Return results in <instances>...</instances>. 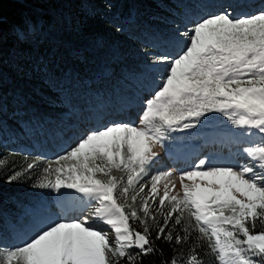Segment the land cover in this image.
<instances>
[{
	"label": "snow or ice",
	"instance_id": "obj_1",
	"mask_svg": "<svg viewBox=\"0 0 264 264\" xmlns=\"http://www.w3.org/2000/svg\"><path fill=\"white\" fill-rule=\"evenodd\" d=\"M229 8L178 32L184 47L176 56L153 59L168 67L139 125L113 122L90 130L43 169L40 188L56 193L74 189L95 201L94 217L110 227L114 238L96 228L91 217L48 223L37 209L34 236L9 250L3 264H152L151 257L163 256L158 242L180 246L189 240L185 214L189 223L195 222L198 239L207 240L224 264H264V230L255 227L258 221L264 224V142L243 148L251 163L238 169L205 167L201 161L182 172V195L173 194L174 184H164L161 191L162 180L172 170L150 174L158 156L154 149L166 134L181 125L192 127L191 121L207 112L223 113L238 128L264 134V10L236 15ZM35 32L30 27L18 39L38 43L43 37ZM55 58L54 52L43 58L17 53L11 71L21 80L46 78L70 95L71 77L56 67ZM6 64L0 49V113L5 108ZM64 80L68 82L62 86ZM38 160L27 163L24 172L36 168ZM67 161L73 163H62ZM113 169L125 172L126 180L113 175ZM20 176L13 172L7 182ZM145 177H150L147 182ZM164 264L179 262L173 257ZM187 264L201 261L193 254Z\"/></svg>",
	"mask_w": 264,
	"mask_h": 264
},
{
	"label": "trees",
	"instance_id": "obj_2",
	"mask_svg": "<svg viewBox=\"0 0 264 264\" xmlns=\"http://www.w3.org/2000/svg\"><path fill=\"white\" fill-rule=\"evenodd\" d=\"M57 1H63L67 6L79 11L80 16L70 23L60 14L37 11L32 4H43L46 2L43 0H0V49L8 60L5 67V108L0 113V159L4 161L0 165V264H3L9 250L23 246L34 236L37 231L36 210L40 209L45 214L43 218L49 223L55 213L47 209V203L57 200L62 192L74 190L62 189L60 193H56L52 189L38 186L46 175L43 169L60 155L70 151L80 139L66 143L57 131L67 132L68 126L78 124L81 121L78 110L81 108L82 114H88L91 101L103 104L105 99L118 96L117 92L121 91L130 102L137 103L141 90L151 88L154 92L158 91L162 85L161 77L168 65L167 62L156 64L152 61L163 55L174 57L184 47V38L180 37L178 32L186 31L194 22L199 21H192L189 9L196 10L200 19L215 14L207 13V0ZM261 10L264 8L255 9L246 15L256 14ZM38 25L62 29L80 45L89 38H94L100 40L105 47H119L127 53L128 59L135 63L136 67L124 62L116 63L112 70L114 76L107 81H96L94 77L99 63L94 62L86 51L80 55L72 54L73 48L49 41L38 34V38L43 37L38 43L20 42L18 37L21 33ZM49 52L56 53V67L66 77H71L70 95L67 92L62 93L61 88L46 78L21 80L11 71L12 57L15 54L43 58ZM67 82L62 81V86ZM21 93L27 102L21 101L17 96ZM76 93L79 94L78 98ZM80 95L83 96V103ZM115 102L117 107L123 105ZM44 116L57 120V125L52 128ZM215 121L219 122V127L215 129L218 133L224 128L236 126L223 113L207 112L199 121H191L192 127L184 129L181 125L177 130H182L187 140L193 137V140L200 142L203 133L211 130V122ZM108 124L105 122V125ZM39 130L43 133L42 138L48 139L49 133L55 132L58 146L41 145ZM252 141L254 145L260 144L264 142V137L258 135ZM156 148L159 149L158 145ZM35 158H39L38 166L24 172L27 163ZM62 163L70 165L73 162ZM162 170L159 165L150 166V174ZM16 171L21 172V176L17 181L8 183L7 177ZM113 175L124 177L126 180L125 172L113 169ZM149 178L145 177V182ZM185 215L184 226L188 227L189 240L180 246L158 242L163 256L151 257L152 264H164V261L170 262L173 257L179 264H187L193 254L197 255L201 264H224V261L211 252L207 240L198 239L195 222L189 223L187 214ZM134 226L138 225L134 223ZM255 227L256 231L264 230V224L259 221ZM174 247L177 251H173Z\"/></svg>",
	"mask_w": 264,
	"mask_h": 264
},
{
	"label": "rangeland",
	"instance_id": "obj_3",
	"mask_svg": "<svg viewBox=\"0 0 264 264\" xmlns=\"http://www.w3.org/2000/svg\"><path fill=\"white\" fill-rule=\"evenodd\" d=\"M46 1L43 4H32L37 11L47 12L51 14H60L71 23L73 19L80 16L79 11L73 9L63 1L57 0H43ZM252 2V4L250 3ZM263 4V5H262ZM230 6V8H229ZM264 6V0H207V13H218L224 8H229V11L235 10L236 15L248 14L253 12L256 8H262ZM192 14V21L200 20V17L196 10L189 9ZM36 32L34 35H41L48 39L49 41H55L60 45L68 46L73 48L72 54L80 55L86 51L94 59V62L98 61L99 65L97 68L96 75L94 79L96 81H107L109 78L114 76L112 70L116 63L134 66L135 63L128 59L127 53L121 50L119 47H105L100 40L89 38L85 43L80 45L72 38L69 33L58 28H48L38 25L35 27ZM118 96L114 95L103 104H98L94 101L90 102L89 113L82 114L81 108L78 110V114L81 116L82 126L70 125L67 127V132L57 131L58 135L66 143H71L73 140L81 138L90 130L102 129L105 122L109 124L113 122L117 123H129L133 125H139L140 117L146 107L147 100L153 98L155 92L153 89L141 90L138 93L139 102H130L129 98L125 96L121 91H118ZM88 94V91H86ZM79 97V94H75ZM20 97V94L17 95ZM81 96V95H80ZM21 100L27 102L25 96ZM83 96H81V101H83ZM72 98V97H70ZM117 103H122V108L117 110ZM109 112V115L106 113ZM111 112V113H110ZM48 121L50 126L53 128L57 125L55 119L44 116ZM207 124V123H206ZM219 122H211L212 130H207L203 133V136H207L206 145L196 144L193 137H189L187 140L184 138V132L182 130L171 131L166 134V139L163 140L161 144H158V148L155 147V151L158 156L153 161L151 165H159L162 167V171L172 170V175L170 177L164 178L160 184L161 191L163 190V185L168 184L171 188L175 185L173 189V194L180 193L183 194L181 188V182L179 176L182 172L193 170L201 161H204L205 167H221L229 166L234 168H239L243 164H250L251 161L243 153V148L253 146L252 139L258 135L264 137L256 129H241L237 126L222 129L221 133L216 134V127ZM57 130V129H56ZM43 132V131H42ZM70 133V136L68 134ZM41 131H38L39 138L42 140L41 145L53 144L58 146L57 137L55 132H50L48 139L47 137L42 138ZM216 135V137L214 136ZM183 138V139H181ZM172 140V141H171ZM184 140V141H183ZM181 142L183 144H181ZM210 142V143H209ZM172 154L177 155V160L172 158ZM184 157L181 159L178 157ZM214 155V156H213ZM217 156V157H215ZM185 183H190L185 181ZM67 194V195H66ZM72 194V195H71ZM66 195V197H64ZM55 204H47V209L54 212V217L49 223L53 221H70L73 219H78L81 217H89L91 215V223L98 229L108 231L110 236L114 238V233L109 226L103 224L98 219L94 217V210L96 205L95 201H90L89 198L83 196V194L72 190L70 192H62L60 197L55 201ZM67 202V203H65ZM90 211H86L85 208L88 206Z\"/></svg>",
	"mask_w": 264,
	"mask_h": 264
},
{
	"label": "bare ground",
	"instance_id": "obj_4",
	"mask_svg": "<svg viewBox=\"0 0 264 264\" xmlns=\"http://www.w3.org/2000/svg\"><path fill=\"white\" fill-rule=\"evenodd\" d=\"M251 4H252V2H250ZM263 5V4H262ZM91 215H89V217H90ZM101 222V221H100Z\"/></svg>",
	"mask_w": 264,
	"mask_h": 264
}]
</instances>
